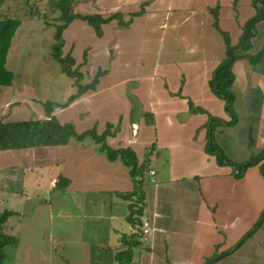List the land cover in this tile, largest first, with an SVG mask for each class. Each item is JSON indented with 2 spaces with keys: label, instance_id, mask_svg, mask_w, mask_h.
<instances>
[{
  "label": "crops",
  "instance_id": "0c3cea01",
  "mask_svg": "<svg viewBox=\"0 0 264 264\" xmlns=\"http://www.w3.org/2000/svg\"><path fill=\"white\" fill-rule=\"evenodd\" d=\"M76 9L112 18L97 27L77 19L64 32V55L74 57L90 88L70 102L78 87L63 68L35 84L32 63L22 62L19 76L10 62L15 36L0 123L30 121L19 119L27 108L46 119V102L67 104L53 113L60 123L78 134L109 132V147L131 149L149 164L140 221L153 231L133 248L134 264H264V223L242 243L264 213L260 167L238 178L206 151L213 136L235 164L264 152V58L233 64L236 125H226L225 102L210 87L226 60L224 35L238 45L255 0H80ZM263 45L264 21L248 54ZM133 190L130 168L89 137L0 152V211L16 213L7 223L18 239L9 264H119L123 238L137 235L128 220L132 201L123 197Z\"/></svg>",
  "mask_w": 264,
  "mask_h": 264
},
{
  "label": "trees",
  "instance_id": "16d2710c",
  "mask_svg": "<svg viewBox=\"0 0 264 264\" xmlns=\"http://www.w3.org/2000/svg\"><path fill=\"white\" fill-rule=\"evenodd\" d=\"M8 0H0V87H8L12 85L14 74L7 68L8 54L12 46L13 39L22 24V20L17 17H10L7 10L4 11ZM80 0H48L50 13L40 16L39 12H30L32 19L41 18L45 21L47 28L54 29V44L52 45V57L61 64L64 74L75 81L78 92L71 97L70 102L83 96L88 87L82 85L84 75L80 69L76 68V61L70 55H64V32L77 19L89 22L94 26H99L111 21L112 18L104 19L101 15H80L77 13V5ZM256 15L245 25L243 34L237 46H233L228 35H224L226 42V60L214 72L210 87L221 97L226 105V112L230 117V122L226 125H236L238 117L234 108L235 95L232 91L234 83L233 64L235 61L248 58L252 64H258L264 58V45L262 50L255 56L249 55L252 49V40L256 35L257 25L264 21V0H255ZM48 118L37 119L21 122H1L0 123V152L19 151L31 148L56 147L65 146L72 139L83 141L91 138L97 144L101 145V150L106 153L110 161L121 160L131 170V176L134 180V190L125 194L128 200L132 201L130 207V215L128 220L132 225L136 226L137 235L129 241L127 237L123 238V250L119 251L116 259L119 264H134L132 258V250L141 244L142 225L140 218L144 215L145 203V176L149 168V164H140L136 153L131 149L121 148L113 149L107 144L109 132L98 134L97 131L91 130L83 134H78L74 124L60 123L53 113L62 109L67 104H57L46 102L44 104ZM213 123L220 124L218 119H214ZM213 124V128H214ZM206 151L216 157L221 165L233 166L239 171L238 178L243 176L246 168L259 166L260 172L264 176V152L259 156L252 158L246 164H235L226 155V153L215 143L214 137L210 136ZM15 212L0 211V264H9V251L13 249L18 239L8 234L7 223L10 218L15 216ZM137 221V222H136ZM264 223V213L262 214L256 226L245 236L242 243L253 236L259 227ZM229 253L216 256L213 260H218L227 256Z\"/></svg>",
  "mask_w": 264,
  "mask_h": 264
},
{
  "label": "rangeland",
  "instance_id": "374dc122",
  "mask_svg": "<svg viewBox=\"0 0 264 264\" xmlns=\"http://www.w3.org/2000/svg\"><path fill=\"white\" fill-rule=\"evenodd\" d=\"M5 10H7L10 17H17L22 20V24L15 35L17 46L15 45L16 48L12 52L10 61L14 65L13 68L19 73V76L25 71L21 67L22 62L26 64L28 61L33 65L31 69L32 74H30L29 78L35 84L38 83L40 78L46 77V82H49L51 79L59 76L57 74H59L62 67L52 57L55 30L47 28L45 21L40 17L35 19L30 17L31 11L35 13L39 12L40 16L50 13L48 0H8L4 7ZM46 82L44 81L43 83ZM34 93L32 92V95ZM35 95L38 94L35 93ZM26 111L28 112V108ZM29 112L32 113L30 114L31 116L24 113L21 114L19 119H37V112L35 110L30 109Z\"/></svg>",
  "mask_w": 264,
  "mask_h": 264
},
{
  "label": "built area",
  "instance_id": "2783aa9c",
  "mask_svg": "<svg viewBox=\"0 0 264 264\" xmlns=\"http://www.w3.org/2000/svg\"><path fill=\"white\" fill-rule=\"evenodd\" d=\"M155 175H156L155 170H152L149 172V177L151 178L152 181ZM141 229H142V239L148 238L152 234V231H153V228L149 221H144Z\"/></svg>",
  "mask_w": 264,
  "mask_h": 264
}]
</instances>
